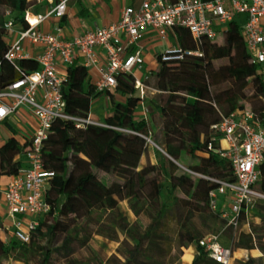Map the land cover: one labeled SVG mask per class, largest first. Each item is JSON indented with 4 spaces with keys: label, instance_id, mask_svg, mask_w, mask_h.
Wrapping results in <instances>:
<instances>
[{
    "label": "trees",
    "instance_id": "16d2710c",
    "mask_svg": "<svg viewBox=\"0 0 264 264\" xmlns=\"http://www.w3.org/2000/svg\"><path fill=\"white\" fill-rule=\"evenodd\" d=\"M32 3L33 0H0V8L5 9L0 12V90L20 75L5 57L8 47L3 28L5 12L9 11L15 20L23 22V12ZM225 31L221 41H205L204 57L159 62L152 72L155 88L161 92L146 99V104L150 113L151 110L157 112L161 119V139H154L162 151L157 152L158 168L152 163L140 166L141 157L148 151L144 136L148 135L149 124L147 118L135 117L140 99L135 94L133 75L117 76L114 91L124 97L123 102H117L109 90L95 89L88 69L79 60L66 67L62 93L67 113L87 117L91 102L103 93L110 95L112 113L101 122L105 126L88 124L77 128L66 119L52 122L42 148L43 166L55 171L46 191L50 211L39 218L38 225L30 231L28 243L15 238L11 230L2 225L0 216V264L7 259L18 264H53L52 256L59 250H64V256L69 257L74 252L73 243L79 247L88 245L94 233L89 230V223L100 224L96 215L101 217L107 211L114 213L113 220L118 221L119 230L133 242V249L122 264H142L138 256L151 259L152 255L146 254L150 249L164 258L163 221L173 209L177 210V247L180 250L183 246H194L191 264H221L209 258L198 240L223 226L222 231L229 232L231 238V251L238 247H257L264 253V200H257L252 207L261 222L250 223L248 232L240 230L244 214L238 216L236 226H226L223 219L216 226L219 213L209 206L208 194L217 186L209 178L233 179L228 161L217 155L219 138L211 125L218 122L221 115L242 109L247 99L248 107L256 114L264 108V81L255 65L248 62L239 26L230 22ZM169 36L172 44L194 47L185 28L175 27ZM216 60H226V63L216 67ZM17 65L25 74L39 69L34 57L20 59ZM247 89L252 90L249 98ZM3 124L10 127L8 121ZM209 143L212 149H208ZM25 145H21L15 134L0 144V200L9 177L23 166L17 157L22 155ZM259 168L261 177L255 187L264 192V163ZM156 169L162 173L163 182L158 181ZM113 171L120 180L106 184L98 176V172ZM122 201L128 203L136 217L142 214L148 217L143 228L135 222L125 226L121 221L126 214L120 205ZM195 214L201 220V229L193 225ZM104 229L100 224L97 233L117 240L116 233L108 234ZM59 235H62L61 244L56 247L54 242ZM239 263L264 264V256H249Z\"/></svg>",
    "mask_w": 264,
    "mask_h": 264
},
{
    "label": "built area",
    "instance_id": "2783aa9c",
    "mask_svg": "<svg viewBox=\"0 0 264 264\" xmlns=\"http://www.w3.org/2000/svg\"><path fill=\"white\" fill-rule=\"evenodd\" d=\"M43 1L46 11H36L34 7ZM68 2L33 0L23 12V22L15 20L7 11L3 23L8 42L5 57L20 75L0 90V124L8 121L22 106L29 109L36 123L22 151L23 166L9 177L2 190L4 217L9 221L4 227L24 243L30 241V231L51 207L46 200V191L55 171L43 166L42 148L52 122L66 119L77 128L88 124L105 126L89 115L67 113V102L62 93L66 72L60 73L59 65L69 66L77 59L88 70L93 69V84L97 91L114 89L119 74L133 75L135 94L140 99L135 116L147 118L146 99L161 91L147 84L150 73H145L142 78L135 75L144 63L141 44L144 34L153 32L159 40L167 42L173 28L187 29L194 47L171 43L157 55L158 62L173 63L190 57H204L205 41L216 42L218 34L224 35L228 24L234 22L243 36L248 62L255 65L264 81V0H140L137 5L123 6L116 22L69 39L59 35L60 26L55 27V32L42 30L40 26L48 19H62L67 14ZM240 14H245L242 24L237 20ZM10 36L12 40H9ZM30 45L40 46L41 52L32 56L28 52ZM98 49L103 52L102 64ZM29 57L36 59L39 69L25 74L17 61ZM211 129L219 138L217 155L228 161L233 179L209 178L217 184L208 194L209 206L219 213L226 226H236L240 214L247 215L257 200H264V192L255 187L261 177L259 166L264 163V108L258 115L245 105L228 115H221ZM144 138L150 141L148 135ZM208 149H212L211 143ZM220 195L226 196L227 208L217 206ZM198 244L215 262H230L231 250L219 243L218 233L202 236Z\"/></svg>",
    "mask_w": 264,
    "mask_h": 264
},
{
    "label": "rangeland",
    "instance_id": "374dc122",
    "mask_svg": "<svg viewBox=\"0 0 264 264\" xmlns=\"http://www.w3.org/2000/svg\"><path fill=\"white\" fill-rule=\"evenodd\" d=\"M104 0H95L96 3H101ZM114 2L119 3L120 5H123L124 3H130L132 5H137L140 0H113ZM4 8H0V12H4ZM6 13V12H5ZM42 13V12H41ZM245 14H240L237 17V20L240 24L244 22ZM67 23V22H66ZM68 24V23H67ZM226 29V27L224 28ZM223 29V30H224ZM222 35L219 33L216 42L221 41ZM9 40H12V36L9 37ZM170 36L167 39V42L160 41L158 42V48L161 49V51H164L166 48L167 43L171 44ZM215 42V43H216ZM154 56L157 58V53H154ZM222 63H226V60H216L214 61V66H219ZM155 71V70H154ZM145 69L143 68L141 71H135V75L137 77L142 78L144 75ZM151 72V71H150ZM91 76L93 77V73H91ZM147 84H149L152 87H155V77L154 74H150V78L147 80ZM115 92L114 89L110 90V92ZM160 93H156L154 95H149L148 100L150 98H153L155 96H158ZM246 94L248 98L252 94V90L247 89ZM108 94L103 93L99 97L95 98L91 102L90 106V114L92 115V119H98L103 120L104 117L107 115V107H108ZM244 106L249 105V99L246 101H243ZM150 118H148V136L150 137V141H148V151L144 154V157L142 159L143 163H150L152 161L157 168H158V151H161L160 147L154 142V139H161V119L157 112L151 110L148 105ZM29 109L22 106L17 113L12 114L9 119L8 123L10 125L7 126L6 124H0V144L5 141L10 135L15 134L20 141L21 145H25L24 138H28L31 136L33 132V125L31 124V116H28ZM138 117V116H137ZM149 117V116H148ZM152 121V123H151ZM29 139V138H28ZM27 139V140H28ZM162 152V151H161ZM23 158L22 155L18 156L17 159L21 160ZM98 176L101 179L102 182L109 184L112 181L120 180L118 175L115 173V171L110 173L105 172H98ZM156 176L159 182H163V176L159 169H156ZM4 188V187H3ZM3 190V189H2ZM180 197H183L182 194L179 193ZM225 195H220L217 199V206L219 208L225 207L226 203L225 201ZM121 207L126 211V214L122 217L121 221L125 224V226H129L132 222H135L138 224V226H141L143 228L149 221L148 217L144 214L135 216L131 210H129L128 203L126 201H122L120 203ZM175 214H177V210L173 209L172 213L169 216H166L164 219V225L163 230L165 234L164 238V258L161 255H157L154 250H151L146 252V254L152 255V258L150 259L149 256H138L137 260L139 262H142V264H146L150 261H157V264H182L180 262V255L181 252L179 248L177 247V223L175 220ZM99 218L100 224L104 226L105 232L108 234H114L117 235V240H112L110 238H107L103 235H100L97 233V228L100 225L99 223L91 222L88 225L89 230H92L94 232L91 236V240L85 247H79L76 243H73L71 246L74 249V252L69 257L64 256L63 251L59 250L57 252H54L52 256V262L53 264H122L125 260H127L128 255L130 251L133 249V242L130 238H127L124 235V232L120 231L117 222L114 221V213L112 212H105L101 217L99 215H96ZM2 225L7 226L8 220H5V217L1 216ZM193 225L195 228H202V223L200 218L197 214L194 215L192 218ZM222 223L221 218H216V226ZM82 224V221L80 222V226ZM99 224V225H98ZM219 227V226H218ZM225 227L223 226L222 229ZM220 228L219 231H213L211 233H222L220 237V241L224 246L229 247V244L231 243V238L228 233H224ZM82 234V233H79ZM1 235L4 237L5 234L1 233ZM61 237L62 235H59L57 240L54 242V246L58 247L61 244ZM126 240V241H123ZM123 241V242H121ZM44 243V241H43ZM245 260V259H242ZM241 260V261H242ZM240 260L238 259H231V261L228 264H240ZM31 262L30 264H32ZM3 264H18L17 262L13 261L12 259L3 260ZM128 264H133L132 262H129ZM149 264H152L151 262Z\"/></svg>",
    "mask_w": 264,
    "mask_h": 264
},
{
    "label": "crops",
    "instance_id": "0c3cea01",
    "mask_svg": "<svg viewBox=\"0 0 264 264\" xmlns=\"http://www.w3.org/2000/svg\"><path fill=\"white\" fill-rule=\"evenodd\" d=\"M129 4L130 3H124L123 5H120L119 3L114 2L113 0H104L101 3H96L95 0H69L67 14L62 19L50 18L44 24H42L40 28L44 31L55 32V27L60 26L61 31L59 35L63 38L69 39L87 30H93L96 27L106 26L113 22H116L120 17V12H121L122 7L125 5H129ZM34 9L38 12H42V13L45 12L46 2L43 1L42 4H37L34 7ZM158 42H159V39L153 32H146L141 40V44L144 47L143 49L144 63H143L142 68L139 71H141L144 68L145 69L144 74L145 73L151 74L154 70L157 69L159 65L157 58L154 56L155 52L157 53V55L158 53L161 52V49L158 48ZM28 52L29 54L35 57L38 53L41 52V47L38 45H30L28 48ZM98 58H99V63L102 64L104 62V56H103L102 50L100 49H98ZM66 67L67 66L59 65L58 71L60 73H63L64 71L66 72ZM88 72L91 77V82L93 83L95 71L92 69V70H88ZM91 73H93V77L91 76ZM111 96L117 102L124 101V97H122L121 95L115 92L111 91ZM107 103H108L107 115H109L112 113V103H111L110 95H108ZM17 111L15 113H17ZM27 114L29 117L31 116L29 112ZM89 116L92 118V115L90 113H89ZM148 116H147V120L148 118H150V114H148ZM135 117L137 118V115ZM31 118H32L31 124L35 128L36 126L35 119L32 116ZM93 120L99 123L103 121V120L101 121L95 118H93ZM23 138H24V142H26L28 139L25 136H23ZM143 157L144 155L141 157L140 166L145 164L142 162ZM21 162L23 164L24 158L21 159ZM150 163L154 164L152 161H150ZM4 183L5 181H3V184ZM225 199L227 200V198ZM227 207L228 205H226V208ZM255 212H256L255 208L249 209L247 215H244L245 219L240 222L241 224L240 230H244L248 232L250 230V223L259 224L261 222L259 216H257ZM4 214H5V202L2 196V199L0 200V216L2 215L4 216ZM221 235L219 233V243L222 246H224L220 241ZM224 247H227V246H224ZM229 247H230V244H229ZM180 250H181L180 262L182 264H191L193 257H194V246L193 245L183 246L181 247ZM249 256L257 258V257L264 256V253H262L257 247L252 248V249L238 247V248H235L233 251H231V259L242 260V259H247Z\"/></svg>",
    "mask_w": 264,
    "mask_h": 264
},
{
    "label": "water",
    "instance_id": "95a60500",
    "mask_svg": "<svg viewBox=\"0 0 264 264\" xmlns=\"http://www.w3.org/2000/svg\"><path fill=\"white\" fill-rule=\"evenodd\" d=\"M177 163V162H176ZM178 164V163H177Z\"/></svg>",
    "mask_w": 264,
    "mask_h": 264
}]
</instances>
